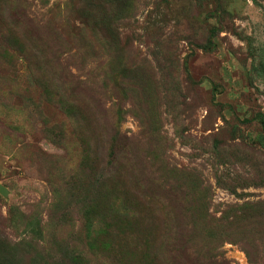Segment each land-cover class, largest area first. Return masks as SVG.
I'll return each instance as SVG.
<instances>
[{"label":"rangeland","instance_id":"1","mask_svg":"<svg viewBox=\"0 0 264 264\" xmlns=\"http://www.w3.org/2000/svg\"><path fill=\"white\" fill-rule=\"evenodd\" d=\"M264 0H0V264H264Z\"/></svg>","mask_w":264,"mask_h":264},{"label":"water","instance_id":"2","mask_svg":"<svg viewBox=\"0 0 264 264\" xmlns=\"http://www.w3.org/2000/svg\"><path fill=\"white\" fill-rule=\"evenodd\" d=\"M0 194L6 196L7 195V191L5 188H3V186L0 185Z\"/></svg>","mask_w":264,"mask_h":264},{"label":"trees","instance_id":"3","mask_svg":"<svg viewBox=\"0 0 264 264\" xmlns=\"http://www.w3.org/2000/svg\"><path fill=\"white\" fill-rule=\"evenodd\" d=\"M262 124L264 125V120L262 121Z\"/></svg>","mask_w":264,"mask_h":264}]
</instances>
